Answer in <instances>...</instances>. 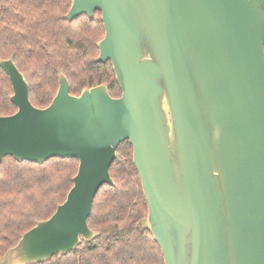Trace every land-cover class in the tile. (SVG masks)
Returning a JSON list of instances; mask_svg holds the SVG:
<instances>
[{
    "label": "water",
    "instance_id": "obj_1",
    "mask_svg": "<svg viewBox=\"0 0 264 264\" xmlns=\"http://www.w3.org/2000/svg\"><path fill=\"white\" fill-rule=\"evenodd\" d=\"M101 12L104 83L58 89L42 108L12 57L0 58L14 113L0 115V162L76 158L53 214L0 264H34L96 236L92 202L124 140L147 202L142 226L164 264H264V0H71L63 15Z\"/></svg>",
    "mask_w": 264,
    "mask_h": 264
},
{
    "label": "trees",
    "instance_id": "obj_2",
    "mask_svg": "<svg viewBox=\"0 0 264 264\" xmlns=\"http://www.w3.org/2000/svg\"><path fill=\"white\" fill-rule=\"evenodd\" d=\"M71 0H0V58L12 57L28 84L29 99L47 106L58 89V70L69 92L104 83L112 97L121 95L111 62H98L96 43L104 36L101 12L92 18L63 15ZM12 86L0 67V115L12 114ZM87 223L96 236L66 254L34 264H164L150 230L142 226L147 202L128 140L119 144ZM76 158L51 157L38 163L5 156L0 162V257L39 220L50 217L72 186Z\"/></svg>",
    "mask_w": 264,
    "mask_h": 264
}]
</instances>
